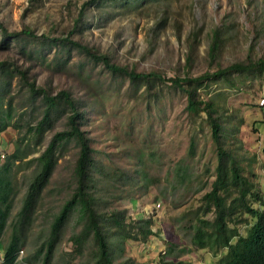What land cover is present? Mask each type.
Returning a JSON list of instances; mask_svg holds the SVG:
<instances>
[{
    "label": "rangeland",
    "instance_id": "1",
    "mask_svg": "<svg viewBox=\"0 0 264 264\" xmlns=\"http://www.w3.org/2000/svg\"><path fill=\"white\" fill-rule=\"evenodd\" d=\"M85 1L0 0V22L8 31L28 28L45 35H20L19 43L0 47V61L7 63L8 71L26 69L29 79L51 94L68 90L80 104L82 129L93 149L84 183L96 208L123 216L130 224L139 217L151 220L156 236L145 242L109 238L115 263L171 259L174 264H214L220 254L191 242L195 212L201 213L199 200L210 189L216 166L210 128L202 116L188 113L185 93L168 82H156L149 95L145 85L136 87L81 51L48 41L67 35ZM70 37L136 71L166 78L212 75L233 63L264 59V0H100L85 6ZM4 76L9 87L0 105L5 112L11 102V119L0 131V161L15 151L21 156L12 168L13 220L36 172L35 157L53 133L65 128L66 115L52 114L41 142L35 143L28 125L41 119L42 102L37 98L33 106L27 101L28 91L17 72ZM199 91L218 107L223 146L264 195V105L259 104L264 72L212 75ZM77 152L73 140L58 150L55 168L21 235L17 264L41 263L35 251L47 241L55 215L75 187ZM76 217L71 212L58 232L49 264H92L91 240L81 250L73 247L71 237L80 229ZM10 232L8 224L2 243Z\"/></svg>",
    "mask_w": 264,
    "mask_h": 264
},
{
    "label": "trees",
    "instance_id": "2",
    "mask_svg": "<svg viewBox=\"0 0 264 264\" xmlns=\"http://www.w3.org/2000/svg\"><path fill=\"white\" fill-rule=\"evenodd\" d=\"M99 1H85L67 35L58 38L51 37L48 38V41H59L63 46L81 51L112 74L127 77L136 87L141 84L145 85V92H148L149 95L153 93L152 89L156 82H168L174 88L185 93L186 110L194 117L202 116L206 120L211 131V139L216 145L214 176L210 183V189L200 197L198 207L201 209V213L198 210L195 212L196 223L191 227L193 228L191 242L197 248L213 251L215 255L220 254L218 261L214 264H264V195L252 177L243 173L233 152L223 146L221 141L222 123L215 115L218 107L213 101L205 100L199 91V87L205 80L212 78V75L222 77L229 72L244 71L262 73L264 72V59L233 63L225 68H220L212 75L206 72L196 77L184 75L168 78L157 72H140L134 68L116 64L111 61L108 55L98 53L92 47L70 37L82 18L85 6L91 2ZM120 1L127 3L129 0ZM22 34L45 39V35L37 36L28 28L20 31H8L0 22V47L19 43L18 37ZM20 49L23 50V48ZM6 65L5 61H0V70L2 71L0 97L7 93L9 87V78L4 74L17 72L22 86L28 91L27 101L33 106L37 98H40L42 102L41 119L34 125H28V131L33 134L35 143L41 142L52 114H64L66 121L65 128L53 133L46 148L35 157L36 172L28 184L21 207L13 220H9L12 199L15 194L12 187V168L13 162L20 159L21 156L15 151L5 161H0V264H17L20 245L24 242L21 235L30 224L39 194L47 185L55 168L58 150L70 140H73L78 147L73 170L76 184L69 198L64 201L59 212L55 215L47 241L35 251L36 255L41 256L40 264L50 263L58 232L73 211L77 215L76 223L80 225L79 231L71 237L73 247L81 250L91 240L94 246L92 264H131L129 261L123 263L113 261L109 238H118L120 242L127 239L145 242L150 236H156V234L151 227L150 219L139 217L133 225L123 216L112 215L111 212L102 213L96 208L97 201L87 193L84 178L92 163L93 149L89 138L82 129L83 111L80 104L68 90L62 89L56 94H51L43 87L37 86L34 80H30L26 69L16 68L8 71ZM9 75L12 76V74ZM256 104L258 105V103ZM2 106L0 105V131L7 128L11 119V102L5 112ZM262 122L264 123V115ZM193 141L192 138L190 151L194 149ZM2 155L3 153H0V157ZM142 178L147 184L145 176ZM209 215H212V218H208ZM8 224L11 225V232L8 240L2 243V236ZM242 226L245 228L244 230H241ZM158 264L173 263L170 259Z\"/></svg>",
    "mask_w": 264,
    "mask_h": 264
},
{
    "label": "built area",
    "instance_id": "3",
    "mask_svg": "<svg viewBox=\"0 0 264 264\" xmlns=\"http://www.w3.org/2000/svg\"><path fill=\"white\" fill-rule=\"evenodd\" d=\"M259 104H260V105H264V97H262V98L259 100ZM2 156H3V155H2ZM155 206H156V208H158V207L160 206V204L157 203Z\"/></svg>",
    "mask_w": 264,
    "mask_h": 264
},
{
    "label": "crops",
    "instance_id": "4",
    "mask_svg": "<svg viewBox=\"0 0 264 264\" xmlns=\"http://www.w3.org/2000/svg\"><path fill=\"white\" fill-rule=\"evenodd\" d=\"M173 263V262H172ZM174 264V263H173ZM185 264H190V263H185Z\"/></svg>",
    "mask_w": 264,
    "mask_h": 264
}]
</instances>
